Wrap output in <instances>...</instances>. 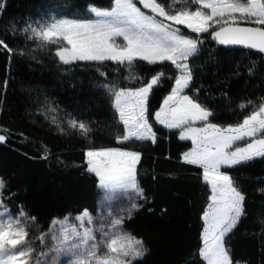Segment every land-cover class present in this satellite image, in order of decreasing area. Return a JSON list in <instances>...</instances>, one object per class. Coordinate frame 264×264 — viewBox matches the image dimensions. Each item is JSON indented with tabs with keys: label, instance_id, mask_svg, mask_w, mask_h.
I'll return each mask as SVG.
<instances>
[{
	"label": "snow or ice",
	"instance_id": "obj_1",
	"mask_svg": "<svg viewBox=\"0 0 264 264\" xmlns=\"http://www.w3.org/2000/svg\"><path fill=\"white\" fill-rule=\"evenodd\" d=\"M16 31L37 42V48L51 50L55 45V57L63 66L93 65L103 79L100 89L113 110V125L119 129L114 140L120 146H87L85 168L98 178L107 200L122 193L127 203L117 211L109 204L106 216L100 205L98 224L86 208L75 216L52 218L43 229L23 205L12 212L5 203L6 182L0 177V264H140L150 249L142 237L126 229L127 219L143 206L138 201L147 200L139 179L143 153L135 146L155 144L157 124L177 130L180 140L191 142L180 159L201 169L210 186L200 217L197 254L202 264H240L229 240L246 215V193L232 170L264 159V96L239 103L242 112L252 109L242 120L218 122L220 110L202 98L204 85L197 86L198 68L192 61L208 40L264 55V0H107L106 4L86 0L83 12L52 13L26 22L22 29L14 27ZM0 47L12 55L29 54L4 38ZM145 65L154 69L142 74ZM254 68L252 61L248 73ZM232 72L237 75L239 65ZM165 79L172 81L170 90L153 110L152 99ZM221 96L231 104L227 92ZM38 111L49 118L48 112L56 109ZM50 119L60 133L71 129L91 136L90 124L71 114L64 120ZM9 134L0 125V142ZM258 191L264 193V188Z\"/></svg>",
	"mask_w": 264,
	"mask_h": 264
},
{
	"label": "trees",
	"instance_id": "obj_2",
	"mask_svg": "<svg viewBox=\"0 0 264 264\" xmlns=\"http://www.w3.org/2000/svg\"><path fill=\"white\" fill-rule=\"evenodd\" d=\"M85 6L86 0H0V38L29 53L12 55L0 47V125L10 130L7 140L0 142V177L6 182L5 203L12 212L23 205L43 229L52 218L74 216L86 208L96 215L97 179L85 168L84 150L93 143L120 146L114 140L119 129L113 125V110L100 89L103 79L93 65L63 66L55 57V45L51 50L37 48V42L13 28L22 29L26 22L52 13L83 12ZM252 61L255 68L249 74ZM192 63L198 68L197 86L204 85L202 98L220 110L218 122L242 120L252 109L242 112L239 103L264 96V56L256 52L208 40ZM238 65L239 73L233 75ZM153 69L145 65L142 74ZM171 84L165 79L155 92L153 110ZM41 108L56 111L45 118ZM68 114L90 124V138L78 130L60 133L52 124L51 116L64 120ZM155 127L159 137L155 144L135 146L143 153L139 179L147 200L138 201L143 206L127 219L126 229L142 237L150 249L140 264H202L197 250L209 186L201 169L180 159L190 142L181 141L177 130ZM232 174L246 193V215L230 234L229 245L240 264H264V193L258 191L264 188V159L237 166Z\"/></svg>",
	"mask_w": 264,
	"mask_h": 264
},
{
	"label": "rangeland",
	"instance_id": "obj_3",
	"mask_svg": "<svg viewBox=\"0 0 264 264\" xmlns=\"http://www.w3.org/2000/svg\"><path fill=\"white\" fill-rule=\"evenodd\" d=\"M58 59V58H57ZM160 126V125H159ZM163 127V126H162ZM180 139V138H179ZM181 141H187V140H181ZM188 142H190V141H188ZM190 144H191V142H190ZM209 190H210V186H209ZM211 194V193H210ZM124 198H125V196H121L120 194H117V196H116V198L114 199V200H112V201H110L109 203H106V204H104V206H105V211H104V214H105V216L107 215V212H108V208H107V206L110 204L111 205V208H112V210L113 211H117V210H119V208L120 207H122V205L123 204H121L120 202L121 201H123L124 200ZM75 216V215H74ZM93 218L97 221V224L99 223V215H94L93 216ZM72 222H75L74 220L72 221ZM86 226H91V227H95V226H97V225H86ZM34 235H39V232H34L33 233Z\"/></svg>",
	"mask_w": 264,
	"mask_h": 264
},
{
	"label": "crops",
	"instance_id": "obj_4",
	"mask_svg": "<svg viewBox=\"0 0 264 264\" xmlns=\"http://www.w3.org/2000/svg\"><path fill=\"white\" fill-rule=\"evenodd\" d=\"M183 162V161H182ZM184 163V162H183ZM94 175V174H93ZM95 176V175H94ZM96 177V176H95ZM97 179V188L99 190V195L97 197V211H96V216L98 215L99 213V210H100V205H104L106 203H109L110 201L106 199V193H105V190L101 189L99 187V184H98V178L96 177ZM121 196H125L124 194L120 193ZM121 204H123L122 206H126V203H127V200H126V197L124 198L123 201L120 202ZM111 204V203H110Z\"/></svg>",
	"mask_w": 264,
	"mask_h": 264
},
{
	"label": "water",
	"instance_id": "obj_5",
	"mask_svg": "<svg viewBox=\"0 0 264 264\" xmlns=\"http://www.w3.org/2000/svg\"><path fill=\"white\" fill-rule=\"evenodd\" d=\"M225 47L232 48V49L246 50V51H249V52H256V53H258L256 50H249L247 48H244L243 46H225ZM262 56H264V55H262Z\"/></svg>",
	"mask_w": 264,
	"mask_h": 264
}]
</instances>
